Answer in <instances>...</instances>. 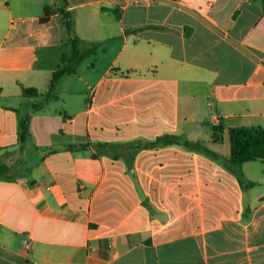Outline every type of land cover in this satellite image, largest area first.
I'll use <instances>...</instances> for the list:
<instances>
[{
  "label": "crops",
  "instance_id": "crops-1",
  "mask_svg": "<svg viewBox=\"0 0 264 264\" xmlns=\"http://www.w3.org/2000/svg\"><path fill=\"white\" fill-rule=\"evenodd\" d=\"M46 6L57 13L42 23ZM63 12L78 37L100 43L79 70L102 73L79 78L93 92L76 115L22 104L24 142L21 107L0 103V264H264V195L251 197L264 169L255 180L244 165L256 183L245 189L171 146L141 151L135 179L123 159L69 149L181 135L189 122L213 123L218 144L232 128H264V0H0V98L40 90L41 50L68 41Z\"/></svg>",
  "mask_w": 264,
  "mask_h": 264
},
{
  "label": "trees",
  "instance_id": "trees-1",
  "mask_svg": "<svg viewBox=\"0 0 264 264\" xmlns=\"http://www.w3.org/2000/svg\"><path fill=\"white\" fill-rule=\"evenodd\" d=\"M56 13L57 11L53 6H46L41 22L47 23ZM62 15L64 18L66 34L68 35V42L73 47V53L70 58H64L63 66L54 72L50 82L49 92L47 93L48 96H50V93L65 76L75 74L79 65L82 64L85 59L95 54L100 47V43H87L76 35L73 16L69 12H63ZM22 90L25 98L38 99L44 95L35 87H22ZM42 107L43 105L35 104L33 106V111H39ZM16 111L20 114V137L21 141L24 142L30 133L32 115L28 113L27 108L24 106L20 109H16ZM230 138L232 145L230 156H225L212 150L202 141L191 140L183 135L174 133H164L154 139L142 137L127 142L89 140L86 144L69 145V149L75 151H87L96 148L101 152L113 156L115 159H123L127 164L129 174L136 179L135 160L141 151L180 146L187 151L203 154L211 160L219 163L238 178L243 188H252L256 183L249 181L246 178L243 167L248 162H264V128H232L230 129ZM93 158L97 159L99 158V155L94 153ZM6 174L7 166L0 164V179L6 178ZM142 195L145 205L150 206L149 199L144 193H142Z\"/></svg>",
  "mask_w": 264,
  "mask_h": 264
},
{
  "label": "rangeland",
  "instance_id": "rangeland-1",
  "mask_svg": "<svg viewBox=\"0 0 264 264\" xmlns=\"http://www.w3.org/2000/svg\"><path fill=\"white\" fill-rule=\"evenodd\" d=\"M44 14V11H43ZM73 53V47L68 42L65 41L61 46H57L51 49L41 50V60L38 64L39 75L34 79L35 85L39 86V89L42 92H46L49 90V84L52 79V74L56 70H58L61 66H63L64 58H70ZM87 62L86 65H88ZM85 67V66H84ZM81 68L77 71L76 75H71L65 77L61 80V82L54 88V90L50 93V96L44 95V97H40L33 103L39 104L43 102H48V107L46 112L53 116H61L65 113L76 115L78 111H85L89 108L92 92L88 89L87 85H83V82L79 81L80 77H84L85 80H89L90 83H94L97 80L99 75L102 73L101 71H87L86 67ZM74 89L81 90L79 94H72L71 91ZM14 90L10 92V94L3 96L0 98V103L5 105H13L15 107H22V104H29L31 98H20L14 95ZM48 100V101H47ZM35 105V104H34ZM32 110H33V106ZM206 105V104H205ZM206 108V106H205ZM207 110V108H206ZM35 112L36 111H32ZM201 112L198 117V121L201 119ZM111 127L108 126L107 130H110ZM217 133L216 126L213 123H200L197 122H189L181 125L180 134L191 140H200L207 144L212 150L229 156L231 152V141L230 138L225 139V141L220 144L215 143V134ZM189 134V135H187ZM245 169L248 171L249 176L257 180L262 175V170L264 169L263 161H254L247 163L245 165ZM259 180V179H258ZM264 195V187L260 186L251 192V197H259Z\"/></svg>",
  "mask_w": 264,
  "mask_h": 264
},
{
  "label": "built area",
  "instance_id": "built-area-1",
  "mask_svg": "<svg viewBox=\"0 0 264 264\" xmlns=\"http://www.w3.org/2000/svg\"><path fill=\"white\" fill-rule=\"evenodd\" d=\"M127 4L131 5H148L154 2V0H125ZM26 243L29 245L30 241L27 239Z\"/></svg>",
  "mask_w": 264,
  "mask_h": 264
}]
</instances>
